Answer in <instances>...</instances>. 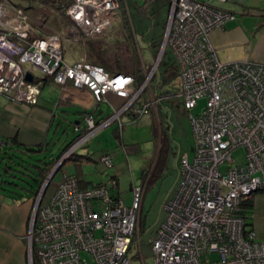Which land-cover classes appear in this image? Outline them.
<instances>
[{"label": "built area", "instance_id": "1", "mask_svg": "<svg viewBox=\"0 0 264 264\" xmlns=\"http://www.w3.org/2000/svg\"><path fill=\"white\" fill-rule=\"evenodd\" d=\"M3 1L12 7L16 20L0 23V94L36 103L43 80H37L32 70H38L64 89L68 85L87 89L95 105L109 92L125 99L102 123L86 113L84 124L75 126L79 132L75 144L55 167L104 127L116 123L122 128L157 111L163 97L154 93L151 83L166 48L172 49L181 81L177 96L189 112L200 100L205 105L200 113H190L195 153L192 160L187 154L180 159L178 190L165 201L166 218L151 242L154 264H264V240L247 225L242 207L247 197L264 192V63L223 59L210 42L211 33L234 20L235 13L213 5V0H169L162 50L149 68L134 36L142 65L139 83L133 71L110 73L86 54L68 62L65 36L41 34L24 8ZM66 2L67 35L74 42L104 38L115 24H124L125 0ZM28 63L32 69L25 66ZM28 73L32 81L27 80ZM238 149L246 151L242 162L233 157ZM100 162L111 168L113 154L103 153ZM53 177L35 200L29 264L34 250L41 264H132L136 246L146 264L140 224L147 183L134 187L127 204L114 193L113 178L81 187L76 176L64 174L45 198Z\"/></svg>", "mask_w": 264, "mask_h": 264}, {"label": "rangeland", "instance_id": "2", "mask_svg": "<svg viewBox=\"0 0 264 264\" xmlns=\"http://www.w3.org/2000/svg\"><path fill=\"white\" fill-rule=\"evenodd\" d=\"M27 1L31 6L30 9H25L29 22L41 34L58 33L65 36V50L66 52H71L73 57L76 58L78 49L73 44L75 42L67 35L69 31L67 27H69L70 23H67L68 26L66 28L62 26L64 24L62 19L70 22L68 16L66 17L61 13L55 14L53 9L45 7L42 1ZM60 1L62 0H56L57 3ZM125 3L132 33L137 37L145 66L149 68L162 50L169 11L168 0H154V3L152 0L146 3L143 0H125ZM15 20L16 16L12 7H9L7 3L0 0V23H4L5 21L15 22ZM124 34L126 35L127 32L123 28V22H120L115 24L106 36L111 35L109 37L111 40H119L123 38ZM132 59V66L137 69L140 68V59H137L140 63L134 56ZM68 60L71 61L70 59ZM119 60L125 64L123 58L120 57ZM25 66L32 69L31 63L25 64ZM32 71L36 76H40L38 70ZM139 72H142L141 68ZM179 78L176 56L172 49L167 47L152 82V84L162 83L158 88V92L160 95L165 96L159 112L160 124L156 120L157 117L153 115L152 118L150 113L145 114L136 122H126L122 128V140L110 137L109 132L116 127V124H112L113 126L108 128L109 130L106 129L95 134L76 150L78 153H90L94 160L82 166L83 175L94 182L99 181V179L107 181L110 175H117L119 178L118 190L120 195L127 204H130L134 187L142 184V179L146 171L152 168L155 157L156 161L159 158L160 146L158 148V144L157 146L154 144L153 128L157 129V143L159 128H164L168 132L170 143L166 165L163 167L162 172L158 174L159 176L156 177V180L147 186L141 209V251L146 264H154L151 242L156 237L159 227L166 218L167 214L164 209V203L167 199L174 196L180 184L178 173L180 158L185 153L188 154L191 160L194 157L195 140L190 113H200L205 105V100H200L197 107L191 112L185 108L182 99L177 96L180 90ZM67 119L59 118L57 120L58 123H61L59 128L56 132L52 131L54 133H52L50 147L54 152H57L60 147L66 145L69 141H73L79 135V132L75 130V121L71 122L70 119ZM132 148H135V150ZM105 152L113 154L114 165L111 168H107L100 162V157ZM45 153L42 156H36L49 159L50 151L48 150ZM245 154L246 151L244 149H238L233 152V157L237 162H242ZM36 156L30 160L33 162ZM63 162L58 165L61 169L57 170L58 172L55 173L56 175H54L50 185L46 189L44 193L45 198L50 196L55 184L60 182L64 174L72 175L79 172L73 161L69 160L62 166ZM0 172H3V170H0ZM35 187H38V185L35 184ZM259 198H264V194ZM34 256L37 258L38 264H41L36 250H34ZM131 260L132 264H143L138 246L132 251Z\"/></svg>", "mask_w": 264, "mask_h": 264}, {"label": "crops", "instance_id": "3", "mask_svg": "<svg viewBox=\"0 0 264 264\" xmlns=\"http://www.w3.org/2000/svg\"><path fill=\"white\" fill-rule=\"evenodd\" d=\"M152 1L154 3V0ZM212 3L217 7L235 13L234 20L227 22L225 26L221 28L215 29L210 35V42L218 50L220 57L226 60L250 59L255 62L264 63V28H258V23L264 19V0H226L225 2L213 0ZM62 20L64 22L62 26L66 28L69 21L66 19ZM123 28L126 30L127 34H124L122 39L111 40V38H109L111 35L103 38L106 50L105 60L107 69L104 68L110 73H128L137 70L139 74H142V72H139L141 64H139L140 68L138 69L132 66L133 56H136V60L138 59L137 52L133 47L135 35H133L131 27L129 29L130 34L126 29L125 24H123ZM73 44L76 45L78 54L75 58L71 52L69 53L65 50V58L68 62H74L85 54L91 61L87 53L88 50L86 43L75 42ZM120 57L123 58L125 64L120 62ZM137 61L139 62V60ZM161 85V82L156 84L151 83L154 93L163 97V99L157 105V111L153 109L149 112L152 115V118L153 115L157 117L156 120L159 124L161 122L159 112L162 108L163 100L165 99V96L160 95L158 92V88ZM180 91L181 81L179 92ZM124 102V98L117 96L113 92H109L105 96L103 102L95 105L92 94L87 89H78L72 85H68V87L64 89L57 85L50 77H47V79L43 81L41 93L37 102L34 104L23 102L18 103L16 100L14 101L1 94L0 139L7 141L8 144L4 145L2 148L0 165H2L5 160L2 158V156H4V151L12 152L19 148V146L20 148H37L39 144H44L46 150L50 151V155H53V158H56L57 154L60 153V150L65 146L63 145L60 147L57 152L52 151V148L50 147L52 143V133H54L52 131L56 132L61 124L60 122H57L59 118H69L71 122L74 120V123L78 125L82 123L84 124L83 118L86 113H92L97 122L102 123L111 115L114 109L120 107ZM115 124L116 123H114V125ZM112 126L113 125L106 126L97 133ZM122 128L116 124V127L113 128L114 130L109 132L110 137L116 138L115 136L118 134L119 137L117 139L120 138L122 140ZM163 131L168 134L164 128H159V139L157 143V129L155 130V133L153 130L154 144L156 146L158 144V148L161 146V135ZM132 149L135 150V148ZM155 161L156 157L153 163H155ZM73 162L75 163V161ZM151 174L152 168L150 169L149 177ZM111 176L112 175L109 177L107 176V181L111 179ZM84 178L86 182L80 185L85 187L107 182L102 179L94 182L87 179L86 176H84ZM117 179L119 186L118 176ZM87 181H90L91 183H87ZM57 184L58 182L55 184L51 194L54 192ZM118 186L113 191L122 197L118 190ZM263 194L264 192L254 195L253 209L249 220L251 224L249 226L254 229L260 240H264V198H259ZM34 207L35 199L30 191L20 187L9 188L7 185L1 186L0 184V264H29L28 236Z\"/></svg>", "mask_w": 264, "mask_h": 264}, {"label": "trees", "instance_id": "4", "mask_svg": "<svg viewBox=\"0 0 264 264\" xmlns=\"http://www.w3.org/2000/svg\"><path fill=\"white\" fill-rule=\"evenodd\" d=\"M39 1H42L45 7L52 8L55 14L61 13L62 15L67 17L66 8H67L68 3L66 2V0H62L59 3H57L56 0H39ZM168 3H169V0H168ZM122 8H123L122 14L124 17L123 18L124 24L126 25V29L128 30L130 34L129 19H128L127 10L125 9L124 4ZM258 28H264V19L258 23ZM131 39H132V36H131ZM86 46L88 50L87 53L91 61L107 69V64L105 60L106 50H105V46L103 43V38L97 39V40H89L86 42ZM133 74L136 75L138 82L141 83L143 79V75L139 74L137 70H133ZM36 79L44 81L47 79V77L37 76ZM153 130L155 133V129ZM115 137L118 138L119 135L116 134ZM76 139L66 144L64 148L60 150V153L57 154L56 158H53L54 157L53 155H49V159H47L46 157H43V158L37 157V156H42L46 154L45 152L48 151L46 150L45 148L46 146H44V144H39L37 148H32V147L20 148L19 146V148L13 150L12 152L4 151V154H3L4 156H2V158L5 160H4V163L0 165V170H3V172H0L1 186L7 185L9 188L20 187L22 189H26L33 194L34 199L36 200L43 185L49 178L50 174L52 173L57 163H59L64 152L68 150V148L75 142ZM0 142H1L0 143V146H1L0 154H1L3 146L8 144V142L3 139H0ZM169 143H170V136L163 131L161 135V146L159 149L160 150L159 158L157 161H155L156 163L154 164V166L152 164L151 176L149 177L150 170L146 171L144 175V179L142 183H147V186L156 180V177L159 176L158 174L162 172L163 167L166 165V157L168 154L167 152L169 149ZM34 156L36 157L34 161L32 162L30 159L33 158ZM69 160L75 161L77 170L79 171L77 174H72V175L78 178L80 184L85 183L86 180L83 176L82 166L84 164L94 161L91 155L89 153L81 154V153L75 152L72 155H70L68 158H66L63 164ZM60 168L61 167L58 168V171L60 170ZM111 178L117 181V186H118L117 176L112 175ZM87 183H91V182L87 181ZM35 184L38 185V187H35ZM81 187H85V186L82 185ZM254 195L247 197L242 202L243 215L245 216L247 220V225H251L249 220L252 214ZM38 263L39 262L37 261V258L33 254V264H38Z\"/></svg>", "mask_w": 264, "mask_h": 264}, {"label": "water", "instance_id": "5", "mask_svg": "<svg viewBox=\"0 0 264 264\" xmlns=\"http://www.w3.org/2000/svg\"><path fill=\"white\" fill-rule=\"evenodd\" d=\"M10 2L13 5L22 7L24 9H26V10L30 8V3L27 0H10ZM26 78H27V80L32 81L33 80V75L30 74V73H28L27 76H26ZM58 168H59V166H57V167L54 168V170L52 171L51 175L48 178V182L54 176V174L57 172Z\"/></svg>", "mask_w": 264, "mask_h": 264}]
</instances>
